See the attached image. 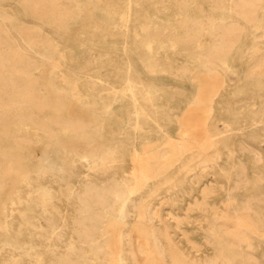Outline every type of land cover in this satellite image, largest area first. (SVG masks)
<instances>
[{"label":"bare ground","instance_id":"obj_1","mask_svg":"<svg viewBox=\"0 0 264 264\" xmlns=\"http://www.w3.org/2000/svg\"><path fill=\"white\" fill-rule=\"evenodd\" d=\"M4 1L0 0V233L5 242L0 252L21 255L7 264H23L25 258L29 264L33 259L37 264H167L168 259L170 264H258L251 250L253 240H264V191L260 190L264 177L250 179L243 164L235 167L232 178L224 172L227 183L219 188L226 196L223 209L214 212L212 220L205 218L207 226L201 227L213 256L190 255L187 260L173 236L182 223L175 211L185 209L186 203L207 216L205 206L213 188H202L203 174H212L213 159L204 156V147L212 148L214 142L205 119L214 111L220 89L206 93L198 89L196 98L190 100L209 104L204 121L195 125L203 141L197 144L186 137L176 141L169 129L177 118L176 99L166 98L173 94L154 79L143 77L131 60L116 66L111 55H95L93 45L96 41L103 45L106 41L101 39L110 31L121 33L124 39L131 36L145 53L139 61L150 75L171 72L172 63H163L160 51L189 46L194 68L178 67L175 74H190L194 81L205 75L237 74L235 56L251 32L254 47L245 51L252 58L249 71L253 77L264 73V0H209L207 11L200 0H16V12L4 9ZM145 4L171 10L177 19L160 25L155 19L159 16ZM77 23L88 27L92 40L78 53L44 34L48 27L55 36L70 37L71 25ZM83 52L90 53L88 59H83ZM114 81L122 84L119 91ZM97 88L110 89L112 99L103 100ZM67 100L85 110L88 119L69 112ZM146 101H151V107ZM256 119L253 116L236 129L258 130L262 120ZM39 131L44 135L39 141L45 146L35 169L30 142L31 134ZM156 133L163 143L156 141ZM163 144L167 147L158 149ZM193 148L199 152L197 167L191 166L193 157H188L178 172L169 175ZM128 159L134 163L131 172L121 167ZM79 162L88 172L76 167ZM34 174L41 178L39 183H34ZM45 175L52 177H48L50 186L42 181ZM250 186L246 200L239 201L236 192ZM5 187H9L7 198L1 199ZM33 191L41 207L38 227L53 247L49 255L39 258L32 253L36 246L32 234L28 246L23 247L17 238L10 240L11 234L19 237L27 225L37 226L30 215L34 202L27 200ZM195 191L201 193V201ZM15 210L18 216H13ZM191 210L187 209L188 214ZM61 245L66 250L59 251ZM190 246L199 251L197 244Z\"/></svg>","mask_w":264,"mask_h":264},{"label":"rangeland","instance_id":"obj_2","mask_svg":"<svg viewBox=\"0 0 264 264\" xmlns=\"http://www.w3.org/2000/svg\"><path fill=\"white\" fill-rule=\"evenodd\" d=\"M201 5L204 11L209 9L210 2L209 0H200ZM4 9L10 12H16L18 10V5L16 0H5L3 2ZM145 7L152 13L158 15L159 17L155 18L158 24H166V21L173 22L177 19V16L173 15L171 10L161 11L156 10L154 6L149 4H145ZM191 12L198 13L196 8H191ZM28 23H32L29 18H24ZM175 23V22H174ZM101 25V24H100ZM88 27L83 26L82 24H73L70 28V37L69 36H55L52 33V30L48 27H44V34L55 37V41L60 45L64 46L71 53H78L81 48L88 47L92 43L91 37L87 32ZM251 32H247V37L244 39L243 46H241V52L235 56V65L238 68L236 73H223V79L221 77L214 76H201L200 78L195 79L194 81L189 79L190 74H185L184 77H180L175 74L176 69L183 67H189L190 69L194 68V65L190 62L189 55L192 54L191 47L183 46L185 49H178L175 51L173 49H166L160 51L158 57L160 60L165 63V61L172 63L171 72L161 71L156 74L150 75L147 73L141 62L139 61V56H145V53L139 50L141 46L138 42L132 37H128L124 39L121 33L116 31H110L106 34L104 39L106 41L103 45L96 44L93 45V53L97 56L102 55L103 58L107 57V55H111L114 64L116 66H121L127 59L131 60L135 66L141 71L143 77L152 78L157 83H160L164 86L166 93H172V97H166L167 99H176L174 106V113L177 115V118L174 122L169 125L170 132L172 136L179 141L181 138L186 137L197 144L203 141V134L201 132H197L195 130V125L199 120L204 121L203 116L206 115V109L209 107L208 103L198 102L192 103L191 99H195L198 95V89H200V93H206L212 89H220L219 93L215 97V101L213 103L214 111L209 112V117L205 119L206 125H209V130L213 137L211 140L214 142L212 148L204 147V156L208 155L213 160L210 162L209 170L212 171V174L206 172L203 174V187H211L213 188V193L210 198H208V205L205 206V213L201 212L197 207H186L185 209L179 208L175 212L178 217L181 219L182 223L180 225L181 230L178 232H174L173 236L175 242L179 248L180 252H183L184 255L190 257V255H197L198 258L209 256L212 257L214 254L213 247L207 245V241H205L206 231L202 230L201 227L207 226L205 218L212 220L213 213L221 211L223 209V202L226 200V196L224 191L219 189L222 185H226L228 176L232 178L231 175L235 167L239 164H243L246 166V172L250 179L255 178L257 175H262L264 177V111L262 107L264 105V73L258 75L250 76V62L252 60L250 53L245 51L246 48L254 47V41L251 36ZM98 39V38H97ZM127 40V41H126ZM264 43V38L261 39ZM261 46V45H260ZM113 47H116L114 49ZM138 48V49H137ZM262 50H264L263 46H261ZM261 50V51H262ZM89 52H83V59L89 58ZM263 54V52H261ZM258 54L257 56L261 55ZM82 59V60H83ZM72 59H70L71 61ZM109 70H112V66L109 67ZM261 80V81H260ZM258 81V82H257ZM117 87V91L121 89L122 84L119 82H113ZM83 85V83H81ZM81 86L83 89L84 87ZM87 87V86H86ZM89 88V87H88ZM97 94L102 95L103 100L112 99L111 90H102L97 88ZM87 94L86 96H88ZM167 95V94H166ZM98 96V95H97ZM169 96V95H167ZM161 99V98H160ZM163 99V97H162ZM151 101H146L145 104L151 107ZM68 111L72 114L79 113L83 118H87V113L85 110H78L76 104L72 101L67 100ZM223 107H226L227 112ZM253 116H257L256 120H262L259 122L260 128L257 130H238L236 129L240 125H243L245 122H250V118ZM206 127V126H205ZM155 129V128H154ZM157 131V129H155ZM186 135L183 136V133ZM44 135L39 131L38 135L31 134V165L33 168L37 169L39 167L38 160L40 158L41 152L44 149L45 143L40 142L39 139ZM72 137L79 138L77 135H71ZM156 141H162L160 134H154ZM163 143V141H162ZM196 143H192L195 145ZM225 148V144H227ZM136 146L138 149L141 148V143L137 142ZM167 147V144H163L158 146V149ZM19 154H22V149H18ZM198 150L193 148L191 151L186 152L185 158L181 162H177L173 168L170 169L169 175L178 172L181 169V163H186L188 161V157H193L191 160V166L197 167L200 162V158L196 157L198 154ZM64 157H67L66 154H63ZM63 157V158H64ZM76 167L81 170L88 172V169L83 165L82 162H79ZM126 171L131 172L134 167V163L129 159L127 162L121 166ZM199 172V171H198ZM228 176L225 175V173ZM91 173V172H90ZM185 174V171H184ZM190 174V173H189ZM50 176H43V183L45 186H50ZM162 179V178H161ZM189 180V179H187ZM41 178H37L36 174H34V183H39ZM260 190L264 191V179L261 181ZM55 185V183H54ZM201 184H197L195 186H200ZM27 189H30V186H27ZM9 187H5L3 192L1 193V199L7 198ZM68 192L71 191V188L67 189ZM251 192V186L245 187L243 190L236 192L235 197L239 199V201L246 200V197ZM165 193V191H164ZM197 200L201 201V193L199 191L194 192ZM31 199V200H30ZM37 194L35 191L32 192L30 196H27V200L34 202L33 211L27 212V214L33 216L31 221L37 226L32 227L27 225L19 237H16L14 234H11V241L17 238V240L24 247L28 246L29 239L31 234L34 236L36 246L32 248V253L35 258H39L45 253L49 255V252L53 247L48 246L49 241L46 239V236L43 234V230L38 227L37 217L38 214L41 213V207L36 205ZM64 199H67L64 197ZM193 201V199H191ZM32 202V203H33ZM262 206H264V198H262ZM185 204V203H184ZM183 204V205H184ZM180 205V202H179ZM11 207V206H9ZM187 209H192L189 214ZM5 211V210H4ZM204 211V212H205ZM7 211H5L6 213ZM169 211L166 210L165 214ZM4 213V212H3ZM18 216L19 213L15 210L13 211V216ZM4 216V217H3ZM2 218H5V214H2ZM166 218V217H165ZM168 218V217H167ZM173 221V220H172ZM172 229V228H171ZM189 238L190 242L185 240V235ZM5 242V235L0 233V245ZM197 244V250L192 249L190 244ZM254 248L251 250V253L256 256L255 260L258 264H264V240L255 239L253 240ZM66 250V247L61 245L59 251ZM56 251V250H55ZM21 258L20 252H0V264H7L9 259L11 258ZM186 259V258H185ZM32 264H37L33 259ZM169 263V259L167 261ZM23 264H29L28 260L25 258V262ZM135 264H143L141 261H138ZM231 264V263H229Z\"/></svg>","mask_w":264,"mask_h":264}]
</instances>
